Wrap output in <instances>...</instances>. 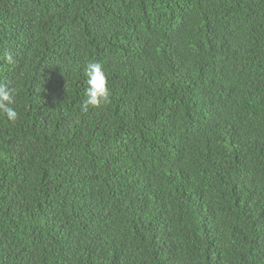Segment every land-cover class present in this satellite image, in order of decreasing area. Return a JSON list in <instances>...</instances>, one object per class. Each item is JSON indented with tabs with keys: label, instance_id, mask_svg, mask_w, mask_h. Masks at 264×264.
Here are the masks:
<instances>
[{
	"label": "trees",
	"instance_id": "trees-1",
	"mask_svg": "<svg viewBox=\"0 0 264 264\" xmlns=\"http://www.w3.org/2000/svg\"><path fill=\"white\" fill-rule=\"evenodd\" d=\"M0 82V264H264V0H0Z\"/></svg>",
	"mask_w": 264,
	"mask_h": 264
},
{
	"label": "clouds",
	"instance_id": "clouds-1",
	"mask_svg": "<svg viewBox=\"0 0 264 264\" xmlns=\"http://www.w3.org/2000/svg\"><path fill=\"white\" fill-rule=\"evenodd\" d=\"M4 59L8 63L14 62L11 53H6ZM85 75L87 81L83 93L82 111L86 112L90 107L97 108L109 104L111 93L103 64L99 61H89L85 67ZM18 94V88L0 82V113L13 123L19 118V113L15 107Z\"/></svg>",
	"mask_w": 264,
	"mask_h": 264
}]
</instances>
